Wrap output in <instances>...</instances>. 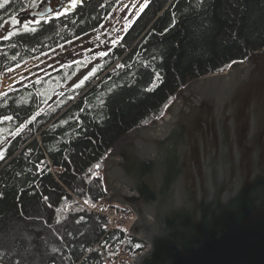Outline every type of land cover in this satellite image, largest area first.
<instances>
[{
    "label": "trees",
    "instance_id": "trees-1",
    "mask_svg": "<svg viewBox=\"0 0 264 264\" xmlns=\"http://www.w3.org/2000/svg\"><path fill=\"white\" fill-rule=\"evenodd\" d=\"M38 2L8 0L0 30ZM120 2L80 0L15 28L0 39V74L98 31ZM261 50L264 0H149L82 83L68 86L93 54L0 96L10 137L0 159V264H105L140 251L142 242L121 227L106 232V220L84 206H114L103 177L113 145L162 119L190 82ZM29 229L46 245L36 257L24 237Z\"/></svg>",
    "mask_w": 264,
    "mask_h": 264
},
{
    "label": "water",
    "instance_id": "water-1",
    "mask_svg": "<svg viewBox=\"0 0 264 264\" xmlns=\"http://www.w3.org/2000/svg\"><path fill=\"white\" fill-rule=\"evenodd\" d=\"M104 174L146 245L132 264H264V50L187 84L113 145Z\"/></svg>",
    "mask_w": 264,
    "mask_h": 264
},
{
    "label": "rangeland",
    "instance_id": "rangeland-1",
    "mask_svg": "<svg viewBox=\"0 0 264 264\" xmlns=\"http://www.w3.org/2000/svg\"><path fill=\"white\" fill-rule=\"evenodd\" d=\"M76 1L78 0H75V2ZM148 1L149 0H121L118 7L110 14L98 31L75 38L70 43L63 45L60 48H56L46 54L26 61L19 67L17 66L11 70L3 72L0 74V96L12 90L15 86L21 84L22 81H31L39 76V74L55 69L61 64L84 60L88 54H93V63H89L91 62L90 60L89 62H86L87 64L77 67V73L69 81L68 86L70 87L82 83L84 79L94 72V63L100 61L102 53L105 52V48L115 45L120 41L122 35L136 20L137 16L141 12V7L143 6L144 8ZM42 3H48L51 8L55 9H60L62 6H65L66 8L67 6L73 5L72 0H39L37 5L35 3L36 9ZM27 11L28 10H26V12ZM30 22H36V20H22L16 16L4 24L3 29L0 30V39L6 37V35L11 33L15 28ZM96 51H98V53ZM240 63L242 64L244 62ZM4 133L5 128L0 124V154L2 155L5 153L7 141L10 139V137L4 136ZM107 160L108 158L106 159V162ZM105 166L103 168V177L106 185L108 182L106 181L104 174ZM106 198V202L113 203L116 206L118 205L117 203L108 200V197ZM77 202L79 203V201ZM84 205L86 206V204ZM71 208L72 206H68V209ZM29 230V235H25L24 237L34 254V257H36L38 253L40 254L44 252L46 245L43 243L40 235L35 234L31 229ZM114 260H116V258H114L112 262Z\"/></svg>",
    "mask_w": 264,
    "mask_h": 264
},
{
    "label": "built area",
    "instance_id": "built-area-1",
    "mask_svg": "<svg viewBox=\"0 0 264 264\" xmlns=\"http://www.w3.org/2000/svg\"><path fill=\"white\" fill-rule=\"evenodd\" d=\"M23 65V64H21ZM20 66V65H19ZM18 66V67H19ZM85 206V205H84ZM114 206H109L106 204H97V205H86L85 207L94 214L102 216L106 220V225L104 227L106 232H112L117 227L123 228L128 235H130V230L133 224L137 221V217L135 213L131 209H125L122 206H118L119 208ZM146 245L143 244V247L140 251H138L133 256H129L128 254H120L116 257V260L105 261V264H121L124 262L125 264H132L135 257L144 251Z\"/></svg>",
    "mask_w": 264,
    "mask_h": 264
},
{
    "label": "flooded vegetation",
    "instance_id": "flooded-vegetation-1",
    "mask_svg": "<svg viewBox=\"0 0 264 264\" xmlns=\"http://www.w3.org/2000/svg\"><path fill=\"white\" fill-rule=\"evenodd\" d=\"M80 2V0H78V1H76L75 2V4H77V3H79ZM65 8V6H62L60 9H55V8H52V12L49 14V15H47V16H45V17H43V18H49V17H51V16H53V15H60V13H61V11L63 10ZM67 9H69V10H71V7H69V6H67L66 7ZM39 9V7L36 9V8H33V9H31L30 7H28V11L26 12H22V13H20V14H23V13H26L27 14V17H25V18H23L22 20H30V21H32V19H35V20H37V19H42V18H37V17H30V15H28L30 12H32V11H36V10H38ZM58 11V12H57ZM18 15L19 14H17V15H15L14 17H12V18H10V19H6L7 17H5L4 19H6V21H4V24L5 23H7L8 21H10V20H12L13 18H15L16 16L18 17ZM11 70V69H10Z\"/></svg>",
    "mask_w": 264,
    "mask_h": 264
},
{
    "label": "snow or ice",
    "instance_id": "snow-or-ice-1",
    "mask_svg": "<svg viewBox=\"0 0 264 264\" xmlns=\"http://www.w3.org/2000/svg\"><path fill=\"white\" fill-rule=\"evenodd\" d=\"M8 2V0H4V3H0V8H3L4 7V4L5 3H7ZM72 3L74 4L75 3V0H72ZM141 11H143V6L141 7ZM27 24H25V27L27 28ZM32 31L33 32H35L36 31V29L35 28H33L32 29ZM5 39H7V37H5ZM120 66H122V65H120ZM160 78V74L157 72V73H155V75H154V81L155 80H158ZM79 86V85H78ZM150 90V89H149ZM7 119H11V117H8ZM0 159H3V155L2 154H0ZM97 167H99V165H97ZM136 247H140V245H136Z\"/></svg>",
    "mask_w": 264,
    "mask_h": 264
},
{
    "label": "crops",
    "instance_id": "crops-1",
    "mask_svg": "<svg viewBox=\"0 0 264 264\" xmlns=\"http://www.w3.org/2000/svg\"><path fill=\"white\" fill-rule=\"evenodd\" d=\"M106 181H107V179H106ZM106 189H107V197L109 198V194H111V192L108 191V184H106Z\"/></svg>",
    "mask_w": 264,
    "mask_h": 264
}]
</instances>
